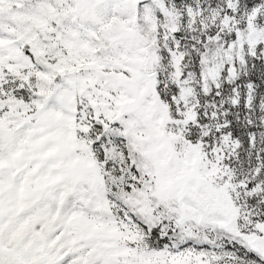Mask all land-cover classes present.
I'll return each mask as SVG.
<instances>
[{"label": "snow or ice", "instance_id": "1", "mask_svg": "<svg viewBox=\"0 0 264 264\" xmlns=\"http://www.w3.org/2000/svg\"><path fill=\"white\" fill-rule=\"evenodd\" d=\"M0 264H264V0H0Z\"/></svg>", "mask_w": 264, "mask_h": 264}]
</instances>
